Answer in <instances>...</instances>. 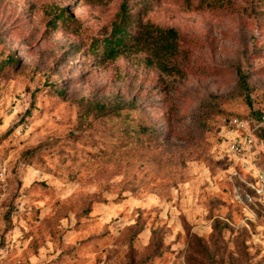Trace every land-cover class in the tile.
Wrapping results in <instances>:
<instances>
[{
	"label": "rangeland",
	"instance_id": "obj_1",
	"mask_svg": "<svg viewBox=\"0 0 264 264\" xmlns=\"http://www.w3.org/2000/svg\"><path fill=\"white\" fill-rule=\"evenodd\" d=\"M122 1L0 0V264H264V0Z\"/></svg>",
	"mask_w": 264,
	"mask_h": 264
},
{
	"label": "trees",
	"instance_id": "obj_2",
	"mask_svg": "<svg viewBox=\"0 0 264 264\" xmlns=\"http://www.w3.org/2000/svg\"><path fill=\"white\" fill-rule=\"evenodd\" d=\"M109 1L111 0H96V2L100 5L105 4ZM184 1L187 4L186 6H189L193 2V0H184ZM210 1L209 0H199V3H198V5L200 6L199 8H202V5L204 3H206L207 5L210 4L209 3ZM136 4L137 3H135V5ZM126 9H127V3L125 2V0H123L120 4L121 14H120L118 21H116L114 25L112 26L110 34L107 37L102 39L103 51L99 52L96 57L97 47H93L89 49V52H91L90 54L95 56V59L97 61L104 60L108 57L114 58L119 53H121L123 50H126L132 47L133 40H137V42H140L142 40L143 38L142 27L140 25L141 24L140 22L136 23L139 28L135 32L134 35H133V32L131 31L133 29V25H132L134 23L133 21H136V19H134L133 16L134 15L138 16L139 13L130 14L129 12L126 11ZM172 49L174 50V48ZM240 79L243 80V77L240 76ZM255 183H256V178L254 177L253 181L248 184H255ZM247 189H249V191L252 194H255L257 196H261L264 193L263 191V193L260 195L256 194L255 191L250 187V185L249 187H247ZM244 198L246 200L247 198H250V196L247 194L246 196H244Z\"/></svg>",
	"mask_w": 264,
	"mask_h": 264
},
{
	"label": "built area",
	"instance_id": "obj_3",
	"mask_svg": "<svg viewBox=\"0 0 264 264\" xmlns=\"http://www.w3.org/2000/svg\"><path fill=\"white\" fill-rule=\"evenodd\" d=\"M258 127L264 130V115L261 116L258 122ZM255 146V138L252 131H247L241 134H235L232 137L225 138V145L222 150L227 154L231 161L237 165H246L253 161L252 151ZM256 183L249 184L256 194L260 195L264 191V172H258L255 176Z\"/></svg>",
	"mask_w": 264,
	"mask_h": 264
}]
</instances>
